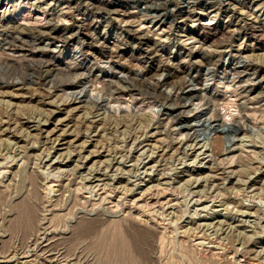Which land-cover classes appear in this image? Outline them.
I'll return each instance as SVG.
<instances>
[{
    "label": "rangeland",
    "instance_id": "1",
    "mask_svg": "<svg viewBox=\"0 0 264 264\" xmlns=\"http://www.w3.org/2000/svg\"><path fill=\"white\" fill-rule=\"evenodd\" d=\"M0 264H264V0H0Z\"/></svg>",
    "mask_w": 264,
    "mask_h": 264
},
{
    "label": "bare ground",
    "instance_id": "2",
    "mask_svg": "<svg viewBox=\"0 0 264 264\" xmlns=\"http://www.w3.org/2000/svg\"><path fill=\"white\" fill-rule=\"evenodd\" d=\"M248 61V60H247ZM239 63V62H238ZM242 66V65H241ZM73 93H75V92H73ZM16 95V94H15ZM189 95V94H188ZM93 97V96H92ZM7 107V106H6ZM77 107V106H76ZM198 107V109H199V107L200 106H197ZM72 109V108H71ZM79 109V108H78ZM39 110V109H38ZM73 110V109H72ZM52 112V111H51ZM69 112V111H68ZM72 112V111H71ZM53 114H55V110H54V112H52ZM34 114V113H33ZM52 114V115H53ZM105 116V115H104ZM196 116H200V117H202V116H206V112L205 111H201V112H199V113H197V115ZM38 119V118H37ZM63 119V118H62ZM62 119H59L58 120V122L60 123V121L62 120ZM210 117H209V119H208V117L207 118H205L204 120H203V122L204 123H210ZM224 124H228V122H226L225 120H223L222 121ZM187 126V125H186ZM193 126V125H192ZM192 126H190V127H192ZM239 128V127H238ZM223 131V130H222ZM47 133H48V131H47ZM54 133V132H53ZM51 134H49V136H50ZM68 135H70V134H68ZM53 136H54V134H53ZM60 136V135H59ZM64 136V135H63ZM228 136H230V135H228ZM61 137V136H60ZM64 139V138H63ZM2 140V139H1ZM59 140V139H58ZM75 140V139H74ZM58 142V141H57ZM66 142V141H65ZM82 143V142H81ZM183 143V142H182ZM189 147V146H188ZM201 147V146H200ZM140 148V147H139ZM62 155V154H61ZM204 155V154H203ZM43 157V156H42ZM139 158V157H138ZM178 160V159H177ZM197 163V162H196ZM103 164V163H102ZM45 172V171H44ZM116 174V173H115ZM170 174V173H169ZM90 178V177H89ZM102 179V178H101ZM125 244V243H124ZM125 246V245H124Z\"/></svg>",
    "mask_w": 264,
    "mask_h": 264
}]
</instances>
